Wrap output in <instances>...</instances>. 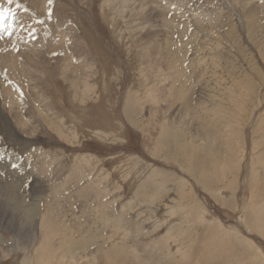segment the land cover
<instances>
[{
    "label": "rangeland",
    "instance_id": "obj_1",
    "mask_svg": "<svg viewBox=\"0 0 264 264\" xmlns=\"http://www.w3.org/2000/svg\"><path fill=\"white\" fill-rule=\"evenodd\" d=\"M161 1L118 0L120 13L116 0H0L7 10L0 19V264H36L48 209L59 228L80 229L77 242L88 228L106 234L102 215L123 217V264H264V56L256 48L264 43V0H238L240 8L220 0L221 17L216 0H178L182 18L201 19L204 28L197 37L192 22L187 71L173 88L168 61L159 54L143 60L137 47L140 17ZM157 22L162 42L167 28ZM230 28L238 29L235 41L224 37ZM161 80L159 90L193 89L184 98L191 112H182V101L157 108L150 89ZM172 117L191 140L201 120L213 127L217 144L200 145L206 172L166 153ZM180 228L185 234L169 240ZM101 242L94 240L110 250ZM98 248L76 258L93 260Z\"/></svg>",
    "mask_w": 264,
    "mask_h": 264
},
{
    "label": "bare ground",
    "instance_id": "obj_2",
    "mask_svg": "<svg viewBox=\"0 0 264 264\" xmlns=\"http://www.w3.org/2000/svg\"><path fill=\"white\" fill-rule=\"evenodd\" d=\"M158 1V0H157ZM207 2H214L215 0H206ZM238 2V8H240V2L237 0ZM117 4V8L116 11H120V13H122L123 11V7L121 5L118 4V0H116L115 2ZM122 3H127V0H122ZM153 3V2H152ZM179 3L178 0H162L161 3L158 4V2H154L155 5L158 6V8H161L159 11H157L158 8L155 7V9H153L151 11V13L148 14H144L143 16L140 17L139 20L144 21L143 24H141L142 26L138 27L140 28V34H143L144 31V35L142 39H140L139 41L141 43H139L137 45L139 51H140V55L141 58H153V56H155L156 54H159L158 56H160L159 58L161 59H165L168 61L169 63V70H171L172 72H174V77L172 78V82L173 86L172 88L176 85V83H178V85L182 82L181 80L184 79L185 74L184 72L187 71V68H185L184 70H181V66L183 65V62L187 60V54L190 51V47H191V43L189 42V40L185 37L187 36V34L190 32L189 29H191V26H195L196 24H203V20L201 19H197L195 22L191 21L188 22L187 20L182 18V13H179L178 11H176L179 8V5L177 4ZM216 4H219V8L217 9L218 12V16L221 17L224 14V11L221 10V6L222 4L220 3V0H216L215 1ZM40 4V2H39ZM44 2H42V5H40L43 9L45 8L44 6ZM221 4V6H220ZM46 5V4H45ZM154 5V6H155ZM42 9V10H43ZM49 9V8H48ZM45 10V9H44ZM115 10V9H112ZM185 13V12H184ZM214 14V12H209L208 10H202L201 14L203 17H207V18H212V15ZM42 15V14H41ZM54 15V14H53ZM133 16V15H132ZM188 16V15H187ZM162 20V26L166 27L167 32L164 34L166 37V40H163L162 42H158V40H156V38H160L157 37L158 34L160 35V33L158 32H154L159 26H161V24H159L157 22V20ZM213 19V18H212ZM211 20V19H210ZM223 20V19H222ZM221 20V29L223 31H225V27L226 26H230V18H228L226 23H223ZM257 15L252 16L251 19V23H250V30H255V25L257 24ZM193 22V23H192ZM149 24L148 27H146V24ZM115 24V23H114ZM46 25V24H45ZM234 25V24H233ZM61 26L58 25V28ZM203 25H199V29H196L194 32V34L199 37L200 31H203L204 26ZM220 26V25H219ZM232 26V24H231ZM47 27V26H46ZM50 27V24H49ZM163 27V28H164ZM61 28V27H60ZM137 28V29H138ZM147 28V29H146ZM195 28H197L195 26ZM54 29V28H53ZM146 29V30H145ZM201 29V30H200ZM231 29V28H230ZM230 29L228 30V34L226 33V37L225 39H231L233 41H235L233 35L236 34V30L233 32L232 29L230 31ZM8 30H10V28H8ZM52 30V29H51ZM44 32V31H43ZM253 32V33H254ZM53 32L51 31V34ZM67 33V32H66ZM66 33H64L63 35L66 36ZM72 33V32H71ZM192 33V31L190 32V34ZM44 34V33H43ZM50 34V35H51ZM230 34V35H229ZM47 35V33H46ZM58 35V34H57ZM254 35L256 36V34L254 33ZM253 35V36H254ZM45 36V35H44ZM59 36V35H58ZM194 35L191 34V37H193ZM51 37V36H48ZM262 38L264 39V33ZM238 39V38H237ZM59 40V39H57ZM161 40V39H160ZM159 40V41H160ZM47 41V40H46ZM4 42V41H3ZM7 43V41H5ZM239 42V41H238ZM5 43V44H6ZM50 44V48L52 50L56 49L58 47V44L55 45L54 43L51 44L52 42H49ZM138 43V42H137ZM180 43V44H179ZM4 44V43H3ZM10 44V43H9ZM8 44V45H9ZM48 45V46H49ZM2 42L0 43V47H2ZM221 46V45H219ZM60 47V44H59ZM6 48V47H5ZM49 48V47H48ZM47 48V49H48ZM61 48V47H60ZM256 48H258L262 54V56H264V43L261 45H256ZM3 49V48H2ZM241 49V48H240ZM4 50V49H3ZM6 50V49H5ZM33 51V50H32ZM12 53V52H11ZM45 54V53H44ZM51 55V54H50ZM49 55V57H50ZM45 56V55H44ZM13 57V56H12ZM15 58V56H14ZM13 58V59H14ZM12 59V64L11 66H16V62L15 59ZM214 59V58H213ZM212 59V60H213ZM144 60V59H143ZM217 60V59H216ZM10 61V60H9ZM214 61V60H213ZM218 62V60H217ZM5 63V62H3ZM7 63V62H6ZM11 63V61H10ZM67 63V62H66ZM216 62H214L215 64ZM248 64L253 65V63L249 60ZM9 66V65H8ZM70 66V65H69ZM254 66V65H253ZM7 67V65L5 66ZM10 67V66H9ZM67 67V66H66ZM2 68V67H1ZM68 68V67H67ZM66 68V69H67ZM253 68H256L255 66ZM90 69V68H88ZM3 70V69H1ZM68 70V69H67ZM66 70V71H67ZM13 71V70H12ZM15 71V70H14ZM22 71V70H21ZM10 72V71H9ZM17 71H15L16 74ZM68 72V71H67ZM105 72V71H104ZM159 72V71H158ZM164 72V71H163ZM65 73V72H64ZM78 73V72H77ZM96 73V72H95ZM160 73V72H159ZM14 74V73H13ZM13 75V76H17V75ZM72 74V73H71ZM7 75V74H6ZM9 75V74H8ZM7 75V76H8ZM11 75V72H10ZM158 75V74H157ZM12 76V75H11ZM12 76V77H13ZM64 76V75H63ZM77 76L79 77V75L77 74ZM94 76V74H93ZM10 77V76H9ZM11 77V78H12ZM18 77V76H17ZM70 77V76H69ZM91 76H88V78L85 79V81L83 82L84 85V89L86 91H90L91 89H93V87H95V84H91V82L89 81L91 78ZM171 77V76H170ZM74 78V77H73ZM90 78V79H89ZM93 78V77H92ZM10 79V78H9ZM69 80V78H67ZM66 79V80H67ZM70 79H72L70 77ZM78 79V78H77ZM149 79V78H148ZM14 80V79H13ZM19 80V79H18ZM157 80V79H156ZM163 80V79H162ZM158 84L155 85V88L153 87L152 89H150L151 93L153 94V96L151 98H153V103L157 104V108L160 107L161 102H168L169 103V109L172 108V106L177 103V101H182V112H184V114H188V110L189 112H191V101L189 100H184V98L186 96L191 95L193 91V89H190V92H188L187 90L181 89V90H159V85H161V83H163L164 81H162ZM166 80V79H165ZM16 81V80H15ZM17 82V81H16ZM22 83V82H21ZM77 80L74 79L73 80V85L75 87H81V84H77ZM150 83V82H149ZM151 84V83H150ZM81 85V86H80ZM152 85V86H153ZM177 85V86H178ZM210 85V84H209ZM2 89V88H1ZM78 89V88H77ZM87 92V93H88ZM8 93H12L11 90L8 91ZM7 93V95H8ZM86 93V94H87ZM214 93V92H213ZM9 94V95H10ZM211 94V93H210ZM85 95V94H83ZM214 95V94H212ZM87 96V95H85ZM232 96H234L233 92H232ZM12 98V97H11ZM81 101L84 102V100L82 98ZM85 99V98H84ZM214 98L212 97V100ZM86 101V100H85ZM215 101V100H214ZM214 107V106H213ZM190 108V109H189ZM218 108V107H217ZM216 109V108H215ZM157 112V110H156ZM159 112V111H158ZM155 113V112H153ZM212 113V112H211ZM216 113V112H215ZM214 113V114H215ZM217 114V113H216ZM211 116L214 117V115L210 114ZM19 119H21L18 116ZM107 119V118H106ZM213 119V118H212ZM171 123L173 124L169 131H167V137L168 140L165 139L166 142V149H169V153L171 155V158L176 159L175 155L182 157V159H184L185 161L191 162V165H193L197 170L202 171L203 173L206 172V168L205 165L203 164V160L200 159L201 156L203 155V149H200V145L203 144L202 140H204V142L207 141V139H210L211 142H213L215 145L217 144V137H216V133L212 131L213 127L210 126L209 124L206 125V123H203V121L201 120L198 125H197V129L191 133V136L196 137V139L192 138V140L190 139V135L186 136L184 128H187L188 132L189 128L185 127L183 128V126H181L182 128H178L177 125L181 124L180 120H175L173 117L171 119ZM236 124V123H235ZM193 127V126H192ZM196 127V126H195ZM182 129V130H181ZM191 130V128H190ZM184 131V132H183ZM213 133H215V136L213 135ZM213 140V141H212ZM199 142V143H197ZM185 143V145H188V143L191 144V148L187 151L185 148L180 147L179 145L181 144L183 146V144ZM174 146H176L177 148V153L176 154H172V149ZM202 146V145H201ZM212 146V145H211ZM214 146V145H213ZM179 154V155H178ZM200 157V158H199ZM211 157V156H210ZM198 158V159H197ZM217 159V158H215ZM177 160V159H176ZM199 160H202L201 162ZM123 163V162H122ZM192 171V170H191ZM9 191V190H8ZM9 196L11 195L8 192ZM12 198V197H11ZM11 200V199H10ZM13 202V201H12ZM39 212V211H38ZM206 215V214H205ZM32 217H34V215H32ZM31 217V218H32ZM203 218V217H202ZM99 220H103V222H100V224L104 225L103 227H105L106 230V234L104 235H97L95 234V231L92 232V228L91 230L88 228L87 231H85V234L82 240H80V242H77L74 239V236L76 235L77 232H80V229H76L77 232L73 233L74 231H71L70 229H62L58 227V223L55 219V216L53 214V212L48 209L46 212H44L41 215V220H40V230H41V238L42 241H39V246L38 248L35 250L36 251V264H123V255L127 252V247L128 244L124 243L123 240H120L121 238H125L124 236L121 235V238L119 237V239H117V233L118 230H128L126 228V225L123 224H127L125 219L122 218H118L117 220H113L111 219L107 214H104L100 217ZM4 222V221H3ZM101 225V226H102ZM2 226V225H1ZM9 228V227H8ZM39 228V227H38ZM113 229V230H112ZM189 231V230H188ZM187 231V232H188ZM72 232V233H71ZM123 233V232H122ZM26 234V233H25ZM185 234L184 229H179V230H173V233H169L168 237L169 240H171V238H173V236L176 237H181ZM61 236V237H60ZM175 237V238H176ZM189 237V236H188ZM39 238V237H38ZM94 240H97V242L99 240H102V242H107V246L110 247V250H102V248H98V244H94ZM36 241V238H33L32 241H30V247H32L31 245H34ZM58 241V242H56ZM214 241V240H212ZM101 242V243H102ZM209 242V241H208ZM211 243V242H210ZM38 244V243H37ZM215 244V243H214ZM213 244V245H214ZM95 245L98 249L96 250V253L93 257V260L87 259L86 262H80V260H84V258H80L79 260L76 258L78 256L77 252L78 251H83L84 249H88L89 247ZM28 246V245H27ZM207 244H206V248H207ZM212 247V246H210ZM36 248V247H35ZM34 248V249H35ZM31 249V248H30ZM204 250V249H203ZM217 250V249H216ZM34 251V252H35ZM111 251V252H109ZM59 253V254H58ZM81 253V252H79ZM82 254V253H81ZM203 255V254H202ZM205 255V254H204ZM173 256V255H172ZM176 256V255H175ZM174 257V256H173ZM204 259V258H203ZM35 263V262H34Z\"/></svg>",
    "mask_w": 264,
    "mask_h": 264
},
{
    "label": "snow or ice",
    "instance_id": "obj_3",
    "mask_svg": "<svg viewBox=\"0 0 264 264\" xmlns=\"http://www.w3.org/2000/svg\"><path fill=\"white\" fill-rule=\"evenodd\" d=\"M13 0H8V3H12ZM49 4L52 3V0H48ZM7 10H4V9H0V19H3L5 13H6Z\"/></svg>",
    "mask_w": 264,
    "mask_h": 264
}]
</instances>
